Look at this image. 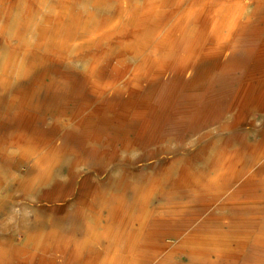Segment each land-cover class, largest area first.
<instances>
[{"label": "bare ground", "instance_id": "bare-ground-1", "mask_svg": "<svg viewBox=\"0 0 264 264\" xmlns=\"http://www.w3.org/2000/svg\"><path fill=\"white\" fill-rule=\"evenodd\" d=\"M0 264H264V0H0Z\"/></svg>", "mask_w": 264, "mask_h": 264}]
</instances>
